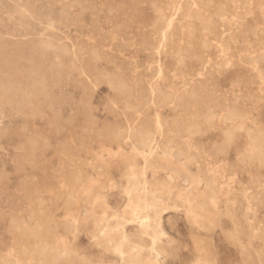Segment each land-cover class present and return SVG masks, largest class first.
Listing matches in <instances>:
<instances>
[{
  "label": "rangeland",
  "instance_id": "rangeland-1",
  "mask_svg": "<svg viewBox=\"0 0 264 264\" xmlns=\"http://www.w3.org/2000/svg\"><path fill=\"white\" fill-rule=\"evenodd\" d=\"M173 1L0 0V69L48 94L0 101V264H264V0Z\"/></svg>",
  "mask_w": 264,
  "mask_h": 264
},
{
  "label": "bare ground",
  "instance_id": "bare-ground-1",
  "mask_svg": "<svg viewBox=\"0 0 264 264\" xmlns=\"http://www.w3.org/2000/svg\"><path fill=\"white\" fill-rule=\"evenodd\" d=\"M169 1V0H168ZM171 1H173V0H171ZM179 1V0H178ZM177 1V2H178ZM206 1V0H205ZM213 1V0H212ZM211 1V2H212ZM241 1V0H240ZM174 2V1H173ZM184 2H186L187 3V1H185L184 0ZM210 2V3H211ZM234 2H235V0H234ZM233 2V4H235ZM236 2H239V1H237L236 0ZM170 3V2H169ZM213 3V2H212ZM211 3V4H212ZM240 3V2H239ZM174 4V3H173ZM172 4V5H173ZM178 5L180 4V2H178L177 3ZM192 4H194V3H192ZM205 4V3H204ZM204 4H202V6L204 5ZM210 4V5H211ZM237 4V3H236ZM244 4V3H243ZM155 5V4H154ZM169 5V4H168ZM184 5V4H183ZM198 5H201V3L199 4L198 3ZM240 5H242V3L240 4ZM167 6V5H166ZM170 6V5H169ZM180 6V5H179ZM182 6V5H181ZM195 6V5H194ZM207 6H208V4H207ZM246 6V5H245ZM164 7V6H163ZM188 7H190V6H188ZM206 6L204 5V8H205ZM158 6H157V8H155V9H157L158 10ZM162 8V7H161ZM172 8H173V6H172ZM175 8H176V6H175ZM186 8V7H185ZM204 8H203V10H204ZM207 8V7H206ZM209 8H211V6L209 7ZM236 8V7H235ZM234 8V9H235ZM245 8V7H244ZM163 9V8H162ZM169 9V8H168ZM167 9V10H168ZM174 9V8H173ZM179 9V8H178ZM199 9H200V6H199ZM238 8H236V10H237ZM157 10H156V12H157ZM164 10H166V9H164ZM183 10V9H182ZM207 11H209V9H206ZM216 10V9H215ZM214 10V11H215ZM160 11V10H159ZM171 11V10H170ZM179 11V10H178ZM185 11V10H184ZM190 11H192V10H190ZM206 11V12H207ZM211 11V10H210ZM243 11V10H242ZM176 12V11H175ZM175 12L173 11V14H171L170 16H164L161 12V14H160V22H161V33L160 34H158V32H157V34H158V36H160V39H158V40H161L162 41V43L163 42H165V40H166V38H167V35H168V31H169V29L171 28V25H172V22H173V19H174V17H173V15L175 14ZM194 12V11H193ZM219 12V11H218ZM236 12V11H235ZM165 13V12H164ZM204 13H205V11H204ZM203 13V14H204ZM208 13V12H207ZM220 13V12H219ZM157 14H159V13H157ZM191 14V13H190ZM194 13H192V15H193ZM223 14V13H222ZM177 15V14H176ZM181 15V14H180ZM183 15V14H182ZM182 15H181V18H182ZM205 15V14H204ZM264 15V14H263ZM188 16V15H187ZM190 16V15H189ZM210 16V15H209ZM215 16V15H214ZM222 16H224V15H222ZM157 17H159V16H157ZM186 17V16H185ZM204 17V16H203ZM208 17V16H207ZM176 18V17H175ZM184 18V17H183ZM192 18V17H191ZM194 18H196L197 19V17H194ZM199 18V17H198ZM210 18H212V17H210ZM215 18V17H214ZM213 18V19H214ZM158 19V18H157ZM185 19V18H184ZM187 19V18H186ZM189 19V18H188ZM209 19V18H208ZM216 19V18H215ZM159 20V19H158ZM177 20V19H176ZM218 20H220V19H218ZM190 21V20H189ZM195 21V20H194ZM197 21V20H196ZM211 20H209L208 22H210ZM215 21V20H214ZM213 21V22H214ZM234 21V20H233ZM207 22V23H208ZM216 22V21H215ZM211 23V22H210ZM156 24H157V21H156ZM204 24V23H203ZM206 24V23H205ZM186 25V24H185ZM158 26H159V24H158ZM159 26V27H160ZM173 26H174V24H173ZM205 26H207V25H205ZM209 26V25H208ZM211 26V25H210ZM216 27V26H215ZM215 27H213L212 29H214ZM156 29H158V27L156 28ZM160 29V28H159ZM230 29V28H229ZM209 31V30H208ZM211 32L213 31V30H210ZM207 32V31H206ZM137 33V32H136ZM210 33V32H209ZM169 37V36H168ZM168 39V38H167ZM175 41V40H174ZM152 42V41H151ZM145 43V42H144ZM159 43H160V41H159ZM166 43V42H165ZM164 43V44H165ZM151 44V43H150ZM160 45V44H159ZM173 45V44H172ZM223 45H225V44H223ZM222 45V46H223ZM163 46V45H162ZM148 47H150V46H148ZM171 49V48H170ZM181 49V48H180ZM216 49V48H215ZM172 50V49H171ZM244 50V49H243ZM81 51V50H80ZM173 51V50H172ZM223 51V50H222ZM187 55V54H186ZM17 57H15V59H17L18 61H21V62H23V63H25L26 65H34L35 64V62H33V60L32 59H28V58H26V57H24V56H22V54H17L16 55ZM188 57V56H187ZM233 57V56H232ZM193 59V58H192ZM183 60V59H182ZM197 60V59H196ZM236 62V61H235ZM178 64H179V62H178ZM217 64V63H216ZM250 64V63H249ZM116 68V67H115ZM119 69V68H118ZM228 69V68H227ZM205 71V70H204ZM157 72V71H156ZM160 72V71H159ZM216 72V71H215ZM201 73V72H200ZM139 76V75H138ZM164 76V75H163ZM139 79V78H138ZM142 79V78H141ZM155 79V78H154ZM162 79V78H161ZM195 80V79H194ZM260 80V79H259ZM184 82V81H183ZM193 82V81H192ZM182 83V82H181ZM179 84V83H178ZM148 85V84H147ZM151 85V84H150ZM17 86H22V90L21 91H15V88L17 87ZM179 88H181V87H179ZM262 88V87H261ZM155 89V88H154ZM154 89L152 90L151 89V91H149L148 90V92H150V94L148 95V97H146V100H144L145 102H146V104H148L149 105V103L147 102L149 99H150V101L152 100H154V98H155V92H154ZM160 89V88H159ZM176 89H177V87H176ZM201 90V89H200ZM142 91V90H141ZM144 91V90H143ZM202 91V90H201ZM212 91V90H211ZM217 92V91H216ZM264 92V91H263ZM262 93V92H261ZM177 94V93H176ZM194 94V93H193ZM264 94V93H263ZM144 95V94H143ZM166 95V94H165ZM48 96V94H47V92H46V89H45V85H44V83H38V82H36L35 80H28V79H21L20 77H16L15 75H13V74H11L10 72H6L5 70H3V69H0V101H2L3 103H4V105L6 106V107H8L9 109H17V110H22V111H29V110H36L37 108H38V100L40 99V98H43V97H47ZM160 96V95H159ZM158 96V97H159ZM161 96H163V95H161ZM167 96V95H166ZM168 97H170V96H168ZM143 98V97H142ZM161 98V97H160ZM167 98V97H166ZM174 98V97H173ZM195 98V97H194ZM198 98V97H197ZM196 98V99H197ZM144 99V98H143ZM158 100H159V98H158ZM165 100V99H164ZM209 100V99H208ZM144 102V103H145ZM166 102V101H165ZM181 102V101H180ZM172 103V102H171ZM170 103V104H171ZM184 103H185V101H184ZM190 103V102H189ZM209 103V102H208ZM151 104V103H150ZM154 104V103H153ZM177 104H179V103H177ZM220 104V103H219ZM131 105V104H130ZM129 105V106H130ZM152 105V104H151ZM185 105V104H184ZM183 105V106H184ZM189 105V104H188ZM153 106V105H152ZM164 106V105H163ZM230 106V105H229ZM145 107V106H144ZM155 107V106H154ZM157 107V106H156ZM188 107V106H187ZM192 107V106H191ZM157 108H159V107H157ZM177 108V107H176ZM199 108V107H198ZM228 108V107H227ZM205 109V108H204ZM218 109V108H217ZM125 110V109H124ZM132 110V109H131ZM224 110V109H223ZM228 110V109H227ZM127 111V110H126ZM182 111V110H181ZM133 112H135V111H133ZM231 112V111H230ZM137 113V112H136ZM19 114V113H18ZM214 114V113H213ZM231 114V113H230ZM234 114V113H233ZM140 115H141V113H140ZM184 116V115H183ZM210 116V115H209ZM211 117V116H210ZM214 117H215V115H214ZM229 117V116H228ZM36 118V117H35ZM187 118H188V116H187ZM223 118H225V117H223ZM178 120V119H177ZM203 120V119H202ZM244 120V119H243ZM185 121V120H184ZM200 121V120H199ZM216 121V120H215ZM189 122V121H188ZM206 122V121H205ZM242 122V121H241ZM240 122V123H241ZM208 123H210V122H208ZM224 123V122H223ZM159 124V123H158ZM157 124V129L156 130H159V126L160 125H158ZM173 124V123H172ZM186 124V123H185ZM191 124V123H190ZM196 124H199V123H196ZM203 124V123H202ZM204 124H206V123H204ZM211 124H212V122H211ZM210 124V125H211ZM233 124V123H232ZM218 125V124H217ZM145 126V125H144ZM182 126V125H181ZM180 126V127H181ZM242 126V125H241ZM192 127V126H191ZM198 127V126H197ZM207 127V126H206ZM162 128V127H161ZM165 128V127H164ZM182 128V127H181ZM186 128V127H185ZM238 128V127H237ZM150 129V128H149ZM175 129V128H174ZM199 129V128H198ZM201 129V128H200ZM233 129V128H232ZM231 129V130H232ZM181 130V129H180ZM160 131H161V129H160ZM207 131V130H206ZM234 131V130H233ZM251 131V130H250ZM239 132V131H238ZM157 133V132H156ZM203 133V132H202ZM258 132L256 131V134H257ZM132 134H133V129L132 128H129L126 132H124V137H127L128 139L132 136ZM137 134H138V137H139V147H138V149L140 150V153L141 154H144L145 153V150H147L148 152H149V154H151V152H152V150H153V148H156L157 146H158V141H157V138H156V135H155V133H147L146 131L145 132H137ZM181 134V133H180ZM179 134V135H180ZM248 134V133H247ZM251 134V133H250ZM121 135H123V134H121ZM121 135L118 133V132H115L114 133V137L115 138H120L121 137ZM159 135V134H158ZM185 135V134H184ZM195 135V134H194ZM204 135V134H203ZM227 135V134H226ZM188 136H189V134H188ZM179 137V136H178ZM195 137V136H194ZM200 137V136H199ZM231 137V136H230ZM248 137V136H247ZM191 138V137H190ZM42 139V138H41ZM44 139V138H43ZM104 139V138H103ZM228 140H229V138H227ZM226 140V139H225ZM249 140H251V139H249ZM260 140V139H259ZM181 141V140H180ZM183 141V140H182ZM122 142V141H121ZM124 143V142H123ZM214 143V142H213ZM159 144H160V142H159ZM250 144V143H249ZM254 144V143H253ZM256 144H258V143H256ZM190 146V145H189ZM216 147V146H215ZM229 147V146H228ZM62 149V148H61ZM262 150V149H261ZM218 151V150H217ZM180 152V151H179ZM221 152V151H220ZM181 153V152H180ZM225 153V152H224ZM258 153V152H257ZM249 156V155H248ZM262 156V155H261ZM214 157V156H213ZM250 157V156H249ZM243 158V157H242ZM248 158V157H247ZM246 159V158H245ZM255 160V159H254ZM257 160V159H256ZM142 163V162H141ZM250 163V162H249ZM143 164V163H142ZM141 164V165H142ZM185 165V164H184ZM144 166V165H143ZM143 166H142V168H143ZM259 166V165H258ZM145 169V168H144ZM80 171V170H79ZM74 173V172H73ZM79 174V173H78ZM72 176V175H71ZM75 176H78L77 174H75ZM81 176V175H80ZM84 176V175H83ZM71 178V177H70ZM78 179H79V177H77ZM255 178V177H254ZM68 179H69V177H68ZM82 180V179H81ZM80 180V181H81ZM73 181H74V178H73ZM257 181V180H256ZM70 182V181H69ZM79 182V181H78ZM71 183H73V182H71ZM70 183V184H71ZM76 183H77V181H76ZM76 183H75V185H74V187L76 186ZM69 184V186H71ZM66 186V185H65ZM155 186V185H154ZM78 187V186H77ZM25 188V187H24ZM69 188V187H68ZM71 189V188H70ZM74 189V188H73ZM78 189V188H77ZM62 192V191H61ZM65 192V191H64ZM70 192V191H69ZM61 194H63V193H61ZM65 196H67V195H65ZM59 197V196H58ZM69 199H68V202L66 203L67 205H68V207L69 208H75V202L73 201V196H72V193H70L69 194ZM56 198V197H55ZM60 199H61V197H59ZM64 198V197H63ZM66 198V197H65ZM139 200V199H138ZM31 202V201H30ZM53 202V201H52ZM55 202V201H54ZM61 202V201H60ZM62 202H64V201H62ZM32 203V202H31ZM44 206V205H43ZM63 206L65 207V203L63 204ZM64 207H62V209L64 208ZM45 208V207H44ZM134 209V208H133ZM137 209V208H136ZM136 209H135V211H136ZM36 210V209H35ZM38 210V209H37ZM64 210V209H63ZM36 213V212H35ZM134 213V212H133ZM43 214V213H42ZM47 214V213H46ZM32 215V214H31ZM31 215H30V217H31ZM38 216V215H37ZM37 216L36 217H34L33 216V218L32 219H34V218H37ZM53 216V215H52ZM41 217H42V215H41ZM26 218H28V217H26ZM42 218H44V217H42ZM47 218V217H46ZM45 218V219H46ZM31 220V219H30ZM39 220V219H38ZM41 220V219H40ZM48 220H50V219H48ZM18 221V220H17ZM31 221H33V220H31ZM31 221H30V223H31ZM42 221H44V219H42ZM12 222V221H11ZM14 222V221H13ZM35 222H36V220H35ZM39 222V221H38ZM41 222V221H40ZM49 222V221H48ZM29 223V224H30ZM45 223H47V222H45ZM50 223V222H49ZM48 223V224H49ZM28 224V225H29ZM39 224H41V223H39ZM39 224H36V225H38L39 226ZM53 224V223H52ZM52 224H50V225H52ZM33 225V224H32ZM35 225V227H37L38 228V226H36ZM42 225H44V223L42 224ZM46 225V224H45ZM76 225V224H75ZM20 227V226H19ZM34 227V226H33ZM44 227V226H43ZM51 227V226H50ZM36 228V229H37ZM41 226L39 227V230H40V232H41ZM45 228H46V226H45ZM44 228V229H45ZM68 228V227H67ZM35 228L33 229V228H25L24 229V233L26 234H28V235H35L36 234V237H37V232H35V230H36ZM15 230H16V228H15ZM38 230V229H37ZM36 230V231H37ZM45 230H47V229H45ZM55 231V230H54ZM17 232V231H16ZM49 232H50V229H49ZM48 232V233H49ZM54 234V233H53ZM102 234V233H101ZM38 235H40L39 233H38ZM50 235V234H49ZM16 236V235H15ZM52 236V235H51ZM43 237V236H42ZM45 237V236H44ZM39 238H41V237H39ZM38 238V239H39ZM30 239V238H29ZM34 247V246H33ZM51 249H46L43 245H37V247H36V249H35V251L33 252V255L34 256H36V257H40V258H42V260H43V264H57V262L59 261L60 262V258H62L61 256H62V252H60L59 250H58V254H55V253H52L51 251H50ZM53 250V249H52ZM30 251V250H29ZM67 261V260H66ZM66 261H64V262H62L61 261V263L60 264H71L70 262H66Z\"/></svg>",
  "mask_w": 264,
  "mask_h": 264
}]
</instances>
